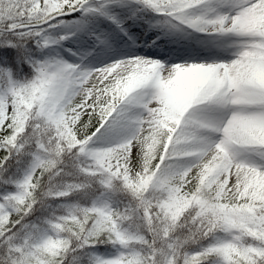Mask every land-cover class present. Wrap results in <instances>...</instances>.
Returning a JSON list of instances; mask_svg holds the SVG:
<instances>
[{
  "label": "snow or ice",
  "instance_id": "snow-or-ice-1",
  "mask_svg": "<svg viewBox=\"0 0 264 264\" xmlns=\"http://www.w3.org/2000/svg\"><path fill=\"white\" fill-rule=\"evenodd\" d=\"M0 264H264V0H0Z\"/></svg>",
  "mask_w": 264,
  "mask_h": 264
},
{
  "label": "trees",
  "instance_id": "trees-1",
  "mask_svg": "<svg viewBox=\"0 0 264 264\" xmlns=\"http://www.w3.org/2000/svg\"><path fill=\"white\" fill-rule=\"evenodd\" d=\"M25 72H27V69H25Z\"/></svg>",
  "mask_w": 264,
  "mask_h": 264
}]
</instances>
